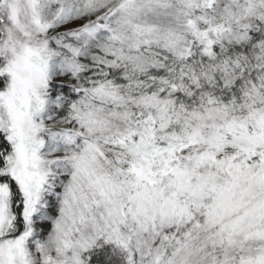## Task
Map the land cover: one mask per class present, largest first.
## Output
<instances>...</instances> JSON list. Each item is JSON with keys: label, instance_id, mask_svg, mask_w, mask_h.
I'll list each match as a JSON object with an SVG mask.
<instances>
[{"label": "snow or ice", "instance_id": "6c2138e0", "mask_svg": "<svg viewBox=\"0 0 264 264\" xmlns=\"http://www.w3.org/2000/svg\"><path fill=\"white\" fill-rule=\"evenodd\" d=\"M0 264H264V0H0Z\"/></svg>", "mask_w": 264, "mask_h": 264}]
</instances>
